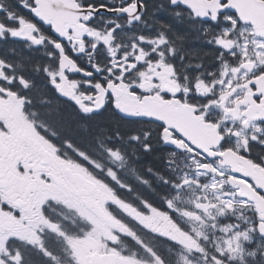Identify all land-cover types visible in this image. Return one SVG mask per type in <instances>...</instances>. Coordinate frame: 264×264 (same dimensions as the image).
<instances>
[{"label": "flooded vegetation", "instance_id": "1", "mask_svg": "<svg viewBox=\"0 0 264 264\" xmlns=\"http://www.w3.org/2000/svg\"><path fill=\"white\" fill-rule=\"evenodd\" d=\"M190 1L74 0L80 10L70 16L77 17V25L56 31L33 17L32 0H0L2 230L26 229L29 220L43 227L41 213L50 201L62 206L68 197L86 201L88 208L105 201L100 188L86 195L80 178L90 179L69 160L65 148L72 143L49 120L62 108L83 122L110 113L128 128L120 143L123 153L116 145L111 152L117 162L110 166L106 197L113 234L126 242L153 234L149 246L151 251L159 246L153 254L161 260V242L170 243L171 231L183 236L193 225L210 236L208 229L227 225H218L220 219L233 214L241 222L244 211L253 213L256 230L254 205L240 195L252 191L264 200V183H259L264 180V39L227 9L228 0ZM20 23L21 31H7ZM194 48L204 57L193 58L189 50ZM109 85L124 88L140 107L161 101L191 108L209 126L199 151L160 123L117 113ZM100 93H105L102 109L90 113ZM37 117L46 122L40 125ZM88 158L103 160H76L88 164ZM121 163L136 170L143 164L125 186L118 184ZM134 194L141 198L132 200ZM211 194L222 203L214 204ZM114 196L132 200L123 222L115 218ZM196 203L202 209H195ZM180 209L189 210L190 220L179 216ZM192 212L202 219L196 220L199 225L191 221ZM120 227L125 234L117 232ZM126 263L118 257V264Z\"/></svg>", "mask_w": 264, "mask_h": 264}, {"label": "rangeland", "instance_id": "2", "mask_svg": "<svg viewBox=\"0 0 264 264\" xmlns=\"http://www.w3.org/2000/svg\"><path fill=\"white\" fill-rule=\"evenodd\" d=\"M18 24L19 22H17V25ZM13 27L14 26H12L11 29L7 30L10 34L17 33L22 29L21 23L15 29H13ZM107 38L108 36H106L105 39L101 40L106 41ZM104 157H106V155ZM115 159L116 158L113 157L112 154H110V156L106 158V162H103L105 166V172L103 173L104 176H110L108 168L110 169L111 164L117 162ZM186 168H189V166H186ZM182 178H186L185 175H182ZM98 185L102 192H104L103 186L101 184ZM208 187L212 192L214 185L211 183ZM104 198H106V196ZM211 199L217 200L218 197L214 194H211ZM179 200L181 201V199ZM64 202L66 203L67 210L73 211L75 213V216L79 218L84 226L82 228L81 234L76 236H73L72 234L74 231L67 229V231L72 234V237H70L65 242L67 251L69 252V256H58L57 258L62 257L63 260L61 262L58 261L57 263L54 262L55 264H87L89 262L90 256L93 253H100V251L104 252L103 250H105L106 248L110 252L112 251L110 247H113V249H115L119 245L121 246V249L116 250H118L121 256L126 259V264H221L223 261H219V258L225 261L234 262L236 264H252L253 260H256V262H258V256H260V254L264 255V250H255L256 246L253 242H251L249 245L250 247H252L248 248L249 246L247 244L250 237L246 231L243 232V229H241V231L239 232H235L234 229H232L230 226L222 228L220 237L213 236V239L210 243V238H208L207 240H202L207 236L206 231H202V228L197 229L193 225H191L194 232V237H196V239H194L193 236H181L179 231H171L173 236L170 235V243H167L166 241L161 242V246L163 245L162 247L167 246V248H163L165 249L164 253H162V259L164 261H158L154 257H151L153 255H151L150 250L145 246L140 245L139 242L135 241L134 238H132L131 242L136 244H133L134 249L140 251L141 255H143L140 256V259L146 257L145 259H149L151 262L140 261L139 258H133L137 256H127L123 254L125 246L119 243V236L112 234L114 233L113 229L109 225L103 224L101 220L97 219L87 209L86 201L75 202L72 198L67 197ZM231 203L232 202L227 201L225 203L226 207H230ZM194 208L202 209L199 207L198 203L195 204ZM188 212V209H180L179 211H177L179 216L184 219L187 218L190 220V214H188ZM191 219L202 220L200 217H197L195 215V212H192ZM55 220L57 221L59 219L55 218ZM29 221V225L26 229L19 228L17 231L16 229H13L14 231L9 230L8 232H6V230H2L0 228V264H21V258L19 254L15 253V255L13 254V256H8L4 253V256H2V251H4L3 246L6 241L5 238L8 237H22L23 242L31 243L32 238L36 235V233H34L33 231H35L39 222L33 223L31 220ZM41 224L45 227L47 225V222L42 221ZM194 224L199 225L200 223H198V221H195ZM208 230H213V228ZM232 230L233 232H231ZM107 232L108 239L106 240L104 235ZM117 232L125 234V231L123 229H118ZM152 236L154 235L152 234ZM164 239L167 240V237H164ZM198 240H200L203 244L207 242L210 243L211 250L207 252V250H205L204 248L198 247V244L196 242ZM58 243H60L59 250H62V242ZM155 243L159 245V242L157 240L155 241ZM31 245H33V243ZM34 245H37L36 240L34 242ZM107 245L109 246V248ZM65 253L66 251L63 254ZM46 256H50L51 259L54 258V256L49 254Z\"/></svg>", "mask_w": 264, "mask_h": 264}, {"label": "water", "instance_id": "3", "mask_svg": "<svg viewBox=\"0 0 264 264\" xmlns=\"http://www.w3.org/2000/svg\"><path fill=\"white\" fill-rule=\"evenodd\" d=\"M36 9L33 11L35 17L39 19L42 23L50 22L54 28L62 27H71L77 25V17H71L74 12H77V7L75 6L72 0H33ZM229 6L232 11H234L243 23L250 24L254 27L258 35L264 36V3H261L258 0H228ZM113 93V91H111ZM118 99V104L115 106V110L120 112L122 116H127L130 112L133 113L134 117L142 118L143 109L140 105L131 101V105L128 104L127 96L124 95V92H121L116 97ZM103 100H100L101 108ZM159 111H157V116H153L149 113H146L145 117L157 121L158 123L166 125L169 129H172L177 132L185 141L190 143L192 146H195L197 149H200L198 144L203 141V136L206 133L204 131L201 121L196 117H193L192 113H187L181 109L178 112L167 113L165 110L160 109L157 106ZM161 110V111H160ZM134 113H138L135 115ZM161 115V117H159ZM163 118L167 120L164 122ZM264 180L260 181V184ZM249 200L254 201L256 205V211L262 222H264V201L255 199V197L250 194L247 195ZM260 232H262L260 230ZM264 236V226L263 232ZM94 264H114L115 258L113 256H94Z\"/></svg>", "mask_w": 264, "mask_h": 264}, {"label": "trees", "instance_id": "4", "mask_svg": "<svg viewBox=\"0 0 264 264\" xmlns=\"http://www.w3.org/2000/svg\"><path fill=\"white\" fill-rule=\"evenodd\" d=\"M180 40H186L187 43L192 44V39H188L186 37H179ZM196 48L190 49L191 56L196 59H201L204 57L203 53H200ZM27 62V59H24ZM58 113H55V112ZM52 112V116L49 120L52 121L54 127L62 134L63 138H66L67 141L71 142L75 145H82V147L88 152H95L98 147L111 149L112 145H108V140H113L114 144L120 145L124 141V131L128 130L126 124L116 119L115 117H111L110 113H106L103 116L98 117L93 122H83L82 118L75 117L71 111L66 109L56 110ZM115 135V137L113 136ZM101 151V150H100ZM145 159V163L147 165L152 164L151 161L147 160V156L145 154H141ZM151 160V158H150ZM153 160H157V158H152ZM157 164V163H156ZM139 165V164H138ZM143 164L139 165V168L133 169L135 173L141 171V167ZM156 166L155 164L152 165ZM22 260L26 264H53V261L50 258H43L38 254L33 253V251L27 252L23 250ZM262 256H259L260 264H264L262 262Z\"/></svg>", "mask_w": 264, "mask_h": 264}, {"label": "bare ground", "instance_id": "5", "mask_svg": "<svg viewBox=\"0 0 264 264\" xmlns=\"http://www.w3.org/2000/svg\"><path fill=\"white\" fill-rule=\"evenodd\" d=\"M97 150H99L100 151V148L98 147V149ZM93 152V151H92Z\"/></svg>", "mask_w": 264, "mask_h": 264}]
</instances>
